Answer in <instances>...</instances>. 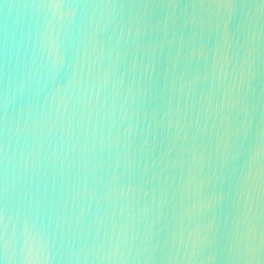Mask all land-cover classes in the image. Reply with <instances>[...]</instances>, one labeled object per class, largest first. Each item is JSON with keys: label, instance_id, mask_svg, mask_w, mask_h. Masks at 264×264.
Returning a JSON list of instances; mask_svg holds the SVG:
<instances>
[{"label": "water", "instance_id": "95a60500", "mask_svg": "<svg viewBox=\"0 0 264 264\" xmlns=\"http://www.w3.org/2000/svg\"><path fill=\"white\" fill-rule=\"evenodd\" d=\"M0 264H264V0H0Z\"/></svg>", "mask_w": 264, "mask_h": 264}]
</instances>
